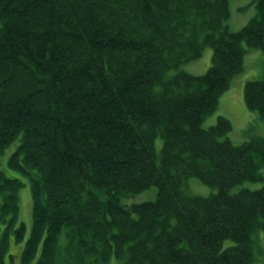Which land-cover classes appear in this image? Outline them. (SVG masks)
<instances>
[{
  "label": "trees",
  "instance_id": "1",
  "mask_svg": "<svg viewBox=\"0 0 264 264\" xmlns=\"http://www.w3.org/2000/svg\"><path fill=\"white\" fill-rule=\"evenodd\" d=\"M256 4L233 32L230 0H0V119L24 112L0 120V156L19 142L11 166L32 189L23 257L41 248L38 264H253L264 136L235 145L228 119L203 123L244 71L245 46L264 53ZM207 47L206 74L181 70ZM245 101L264 122V77L245 84ZM189 178L217 192L191 195ZM246 181L262 186L235 191ZM23 186L0 165V264ZM151 187L155 200L123 203Z\"/></svg>",
  "mask_w": 264,
  "mask_h": 264
},
{
  "label": "rangeland",
  "instance_id": "2",
  "mask_svg": "<svg viewBox=\"0 0 264 264\" xmlns=\"http://www.w3.org/2000/svg\"><path fill=\"white\" fill-rule=\"evenodd\" d=\"M231 19L229 22L233 32H238L258 15L256 0H230ZM246 55L244 71L235 76L229 89L221 96L217 110L211 114L203 123L205 128L215 125L220 117L228 119L232 129L229 132V140L235 145H240L253 138L264 136V122L258 114L248 109L245 101V84L251 80H260L264 77V53L261 49H249L245 46ZM213 49L207 47L202 56L189 62L181 68L194 76H202L207 73L212 65ZM19 142L11 143L0 156V165L6 174L11 178H17L24 183L19 192L20 213L17 227L10 233V245L7 252V264H38L41 256V248L34 256L23 257L22 253L26 242L30 237L33 227V204L31 181L28 176L11 166V158L17 150ZM163 140L161 137L155 139V151L161 154ZM264 173V169H262ZM262 186V182H243L235 188L257 189ZM185 190L195 196L209 197L217 192L197 178H189L185 183ZM158 188L151 187L137 195L130 196L123 200V203L132 206L134 204L153 201L157 197ZM24 225L21 239H17V230ZM231 241L227 242L231 244ZM253 264H264V231L259 229L253 234Z\"/></svg>",
  "mask_w": 264,
  "mask_h": 264
},
{
  "label": "bare ground",
  "instance_id": "3",
  "mask_svg": "<svg viewBox=\"0 0 264 264\" xmlns=\"http://www.w3.org/2000/svg\"><path fill=\"white\" fill-rule=\"evenodd\" d=\"M32 89V87L30 86V90ZM2 94H5V93H2ZM0 101H4V98L3 96H0ZM22 113V114H21ZM23 113L24 112H20L19 115H15V114H12V115H5L3 116L1 120V122L3 123H7V124H17L19 123L22 119H23Z\"/></svg>",
  "mask_w": 264,
  "mask_h": 264
}]
</instances>
